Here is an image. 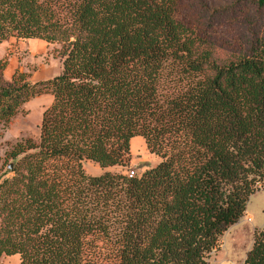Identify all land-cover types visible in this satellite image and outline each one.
<instances>
[{
  "label": "trees",
  "instance_id": "trees-1",
  "mask_svg": "<svg viewBox=\"0 0 264 264\" xmlns=\"http://www.w3.org/2000/svg\"><path fill=\"white\" fill-rule=\"evenodd\" d=\"M240 1V0H239ZM218 8L234 14L238 2ZM176 0H0V42L59 43L61 69L30 81L3 77L0 125L41 93L36 142L14 143L0 181V256L17 264H206L220 234L264 190V0H241L250 27L215 59L206 29L217 10ZM199 12H196L198 11ZM206 17L207 20L203 18ZM141 136L159 160L138 174L87 173L125 165ZM20 155V156H19ZM241 264H264V224Z\"/></svg>",
  "mask_w": 264,
  "mask_h": 264
},
{
  "label": "rangeland",
  "instance_id": "rangeland-1",
  "mask_svg": "<svg viewBox=\"0 0 264 264\" xmlns=\"http://www.w3.org/2000/svg\"><path fill=\"white\" fill-rule=\"evenodd\" d=\"M73 0H57L56 10L60 17H68L72 12ZM239 0H176L179 15L187 22L194 20L193 8L203 3L209 11L217 10L215 18L206 29L207 43L215 59L226 53L218 48L220 43H228L231 50L236 51L238 44L242 43L249 34L250 27L248 13H242L240 1L234 14L221 12L218 8L228 7ZM196 12H199L196 11ZM207 20L206 17L203 18ZM0 59L6 64L2 69L3 77L9 79L14 71L24 72L30 81L53 76L61 69L62 57L59 54V43L47 42L39 38H16L10 36L0 44ZM51 101L49 93H41L23 103L18 111L5 124L0 125V170L5 177L11 174L8 165L12 160L7 155L15 142L26 138L36 142L39 132V120L42 109ZM129 140L130 160L125 165H113L100 168L92 161L83 160L84 170L90 174H97L104 170L125 173L132 169L134 174L155 164L159 157L149 152L141 136ZM20 156V155H19ZM264 224V190H258L248 197L245 209L241 216L230 224L219 237V245L207 253L206 264H241L246 251L251 245L253 232ZM18 255H1L0 264H17Z\"/></svg>",
  "mask_w": 264,
  "mask_h": 264
},
{
  "label": "built area",
  "instance_id": "built-area-1",
  "mask_svg": "<svg viewBox=\"0 0 264 264\" xmlns=\"http://www.w3.org/2000/svg\"><path fill=\"white\" fill-rule=\"evenodd\" d=\"M125 173H126L128 176H130V175L133 174V170H132V169L126 170ZM4 177H5V175L2 173V170H0V181H1V179L4 178Z\"/></svg>",
  "mask_w": 264,
  "mask_h": 264
},
{
  "label": "crops",
  "instance_id": "crops-1",
  "mask_svg": "<svg viewBox=\"0 0 264 264\" xmlns=\"http://www.w3.org/2000/svg\"><path fill=\"white\" fill-rule=\"evenodd\" d=\"M2 42V41H1ZM1 42H0V44H1ZM135 137H138V136H133V137H131L130 138V142L133 140V139H136ZM88 161V160H87Z\"/></svg>",
  "mask_w": 264,
  "mask_h": 264
},
{
  "label": "water",
  "instance_id": "water-1",
  "mask_svg": "<svg viewBox=\"0 0 264 264\" xmlns=\"http://www.w3.org/2000/svg\"><path fill=\"white\" fill-rule=\"evenodd\" d=\"M8 167H9V168H11V166H10V165H8Z\"/></svg>",
  "mask_w": 264,
  "mask_h": 264
}]
</instances>
